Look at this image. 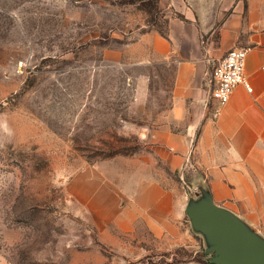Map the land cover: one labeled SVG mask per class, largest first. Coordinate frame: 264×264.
<instances>
[{
	"label": "rangeland",
	"instance_id": "obj_1",
	"mask_svg": "<svg viewBox=\"0 0 264 264\" xmlns=\"http://www.w3.org/2000/svg\"><path fill=\"white\" fill-rule=\"evenodd\" d=\"M178 2L206 43L226 21L234 47L264 34V0ZM139 4L0 0V264H223L190 216L198 163L171 170L151 140L175 63Z\"/></svg>",
	"mask_w": 264,
	"mask_h": 264
},
{
	"label": "crops",
	"instance_id": "obj_2",
	"mask_svg": "<svg viewBox=\"0 0 264 264\" xmlns=\"http://www.w3.org/2000/svg\"><path fill=\"white\" fill-rule=\"evenodd\" d=\"M170 6L185 18L169 15L168 37L157 30L143 40L163 61L175 63L168 124L151 134L154 149L169 169L198 163L195 178L219 207L233 212L256 236L264 238V34L253 33L247 44L246 75L252 86H236L218 117L212 115V71L234 47L237 32L226 21L214 44L202 39V28L178 0ZM233 39H229L228 36Z\"/></svg>",
	"mask_w": 264,
	"mask_h": 264
},
{
	"label": "water",
	"instance_id": "obj_3",
	"mask_svg": "<svg viewBox=\"0 0 264 264\" xmlns=\"http://www.w3.org/2000/svg\"><path fill=\"white\" fill-rule=\"evenodd\" d=\"M202 201L190 212L194 225L212 235L214 247L221 250L223 264H264V242L246 224L202 190Z\"/></svg>",
	"mask_w": 264,
	"mask_h": 264
},
{
	"label": "built area",
	"instance_id": "obj_4",
	"mask_svg": "<svg viewBox=\"0 0 264 264\" xmlns=\"http://www.w3.org/2000/svg\"><path fill=\"white\" fill-rule=\"evenodd\" d=\"M249 47L236 46L227 50L214 65L211 77L213 99L212 115L218 117L222 107L230 100L236 86L243 84L249 91L252 86L246 75Z\"/></svg>",
	"mask_w": 264,
	"mask_h": 264
},
{
	"label": "trees",
	"instance_id": "obj_5",
	"mask_svg": "<svg viewBox=\"0 0 264 264\" xmlns=\"http://www.w3.org/2000/svg\"><path fill=\"white\" fill-rule=\"evenodd\" d=\"M132 3L138 1L140 9L146 12L147 14V21L151 24L155 30H157L162 36L168 37V16L163 13V10L160 6V0H130ZM176 16L183 18L180 14ZM122 148L123 151H135L137 146H131V144H125L124 146H119ZM119 151L116 150V147H111L108 151L110 155ZM114 152V153H115Z\"/></svg>",
	"mask_w": 264,
	"mask_h": 264
}]
</instances>
